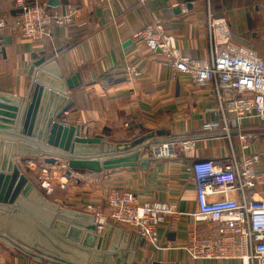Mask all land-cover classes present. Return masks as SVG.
<instances>
[{
  "label": "crops",
  "instance_id": "crops-1",
  "mask_svg": "<svg viewBox=\"0 0 264 264\" xmlns=\"http://www.w3.org/2000/svg\"><path fill=\"white\" fill-rule=\"evenodd\" d=\"M45 1L52 12L70 17V22L64 27L54 26L52 38L34 41L23 39L17 30L20 11L16 9V0H0V16L7 24L0 40V92L23 99L32 64L44 56H52L64 79L78 74L82 80L78 88L64 92L70 104L62 120L67 125L82 126L84 137L102 136L106 142L121 144L156 130L167 131V136L223 134L150 144L139 152V163L148 162L146 168L139 164L101 172L72 170L68 189H58L52 195L40 187L38 175L28 170L26 161L47 163L53 157L16 156L15 164H19L41 194L62 208L90 215L94 214L87 211L88 205L107 212L106 197L114 189L133 193L141 202L170 203L181 213H195L192 163L212 160L221 165L235 154L240 160L250 155L258 157L255 170L259 179L253 197L264 201V122L259 119L237 122L230 114L227 123L223 122L217 111L214 85L197 86L189 75L176 72L170 59L160 50L150 51L141 35L145 28L161 24L182 54L210 65L207 18L211 11L227 19L237 44L259 55L256 42L264 40V0L191 3L185 0L186 7L182 9L171 8L168 0H119L113 4L57 0L56 6L50 5V0ZM216 122L220 123L218 127L204 128L205 124ZM242 134L249 137L247 149L242 146ZM184 140L194 141L195 147L182 151L178 143ZM172 142L177 143L173 156H153L156 146ZM54 159L55 163L49 165L67 174L68 161ZM235 198L240 196L232 193L215 196L214 200ZM109 225L130 233L122 264H239L224 260L194 261L183 249L193 237L216 235L215 224L170 216L157 228L162 246L159 250L136 230L111 222L106 224ZM96 234L101 236L98 231ZM0 264L48 263L0 240Z\"/></svg>",
  "mask_w": 264,
  "mask_h": 264
},
{
  "label": "built area",
  "instance_id": "built-area-1",
  "mask_svg": "<svg viewBox=\"0 0 264 264\" xmlns=\"http://www.w3.org/2000/svg\"><path fill=\"white\" fill-rule=\"evenodd\" d=\"M99 4H113L119 0H95ZM171 8H185V0H168ZM20 11L17 24L20 36L25 40L52 38L54 26L64 27L70 17H63L50 10L45 0H16ZM72 15V14H71ZM211 64L190 60L176 48L174 38L165 32L161 24L147 27L141 33L150 51L160 50L166 55L176 72L189 75L197 86L214 85L218 102L217 111L223 122L227 115L237 122L259 119L264 122V59L234 40V30L225 17H217L209 11L207 18ZM7 29L0 16V40ZM136 75H139L137 72ZM219 122L207 123L204 128L214 129ZM244 149L249 147V137L240 135ZM182 151L195 147L192 140L178 143ZM177 143H165L153 149L156 158L174 155ZM240 160L235 154L229 162L217 165L212 160H196L191 172L196 186L197 211L181 213L174 204L141 202L137 195L123 190H111L106 197L107 212L88 205L87 211L96 217L97 231L103 225L113 223L136 230L157 250L162 249L157 228L170 216L190 217L195 222L215 224L216 235L206 238L193 237L184 250L191 260L235 261L239 264H264V201L253 197L259 179L255 170L258 157L250 155ZM30 172L38 175L40 187L48 195L56 190H67L70 174L39 160H28ZM235 193L240 198L214 200L215 196ZM250 197V198H248Z\"/></svg>",
  "mask_w": 264,
  "mask_h": 264
},
{
  "label": "water",
  "instance_id": "water-1",
  "mask_svg": "<svg viewBox=\"0 0 264 264\" xmlns=\"http://www.w3.org/2000/svg\"><path fill=\"white\" fill-rule=\"evenodd\" d=\"M51 57L32 64L23 99L0 92V240L48 264H122L130 233L103 225L99 237L94 215L49 200L15 164V157L50 155L48 164L55 157L65 159L70 175L72 170L146 168L148 162L139 163V152L150 144L223 132L167 136V131L156 130L121 144L102 136L84 137L82 126L62 120L70 104L64 92L81 85L80 75L64 79Z\"/></svg>",
  "mask_w": 264,
  "mask_h": 264
},
{
  "label": "rangeland",
  "instance_id": "rangeland-1",
  "mask_svg": "<svg viewBox=\"0 0 264 264\" xmlns=\"http://www.w3.org/2000/svg\"><path fill=\"white\" fill-rule=\"evenodd\" d=\"M256 50H258L259 55L264 59V40L263 41H259V42H256ZM262 53V54H261Z\"/></svg>",
  "mask_w": 264,
  "mask_h": 264
}]
</instances>
